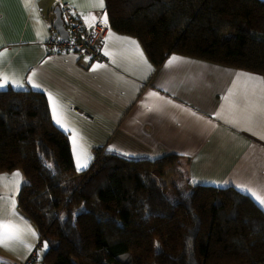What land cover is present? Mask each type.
Here are the masks:
<instances>
[{"label":"trees","instance_id":"obj_1","mask_svg":"<svg viewBox=\"0 0 264 264\" xmlns=\"http://www.w3.org/2000/svg\"><path fill=\"white\" fill-rule=\"evenodd\" d=\"M106 13L156 65L178 54L264 75L262 0H106ZM180 160L100 148L78 172L46 95L0 91V173H23L18 206L47 242L42 264H264L262 208L232 187L191 185Z\"/></svg>","mask_w":264,"mask_h":264},{"label":"crops","instance_id":"obj_2","mask_svg":"<svg viewBox=\"0 0 264 264\" xmlns=\"http://www.w3.org/2000/svg\"><path fill=\"white\" fill-rule=\"evenodd\" d=\"M60 1L0 0V72L22 80L23 90L37 91L28 83L31 77L41 85L39 92L47 101L50 93L62 105L92 157L85 170L100 148L127 160L174 154L181 157L179 168L193 186L232 187L245 194L236 187L240 185L264 198V120L259 116L264 108V75L178 54L156 65L138 38L109 23L113 35L109 31L106 35L102 53L109 55L104 54V62L91 63L75 51L51 53L46 44L55 33L56 15L51 10ZM67 2L80 12L87 27V19L94 16L95 24L106 12V0L103 10L92 6L94 0ZM123 38L138 43L147 65ZM173 56L177 60L169 65ZM96 64L104 67L93 71ZM249 75L258 79L248 81ZM6 88L14 89L11 84ZM233 101L238 104L235 124L229 113ZM249 106L257 109L252 121L246 119ZM74 163L77 170L75 158ZM17 172L21 174L18 192L11 179L0 181V217L10 218L9 198L14 200L18 213L14 222L34 229L38 239L25 232L24 244L31 249L19 243L10 248L0 245V264H23L39 250L38 229L18 206L23 173H0V177L11 178ZM38 260L36 264H42Z\"/></svg>","mask_w":264,"mask_h":264},{"label":"snow or ice","instance_id":"obj_3","mask_svg":"<svg viewBox=\"0 0 264 264\" xmlns=\"http://www.w3.org/2000/svg\"><path fill=\"white\" fill-rule=\"evenodd\" d=\"M92 6L103 10L105 8L104 0H94V3ZM93 20H95L94 16L91 17L90 19L86 20V22L89 24V27L95 26L92 23ZM100 23L105 28L108 27V17H107L106 12L103 15L102 19L100 20ZM108 34L110 37L113 35L111 33L110 29H109ZM123 43L134 46L135 52H136L139 60L143 64L147 65V60L143 56V52L139 48V45L136 41L131 40L130 38H123ZM105 44H107V41H105ZM104 54L106 56L109 55V53L107 51H105ZM88 59H90V58L86 57V60H88ZM175 60H177V58L175 56L171 57L168 61V64L171 65L172 62ZM103 67H104V65L96 64L93 66L92 70L96 71V70L101 69ZM35 75H36V73L32 74L33 77ZM256 79H258V78H255V77L250 76V75L247 76L248 81H253ZM28 83L31 85V87L33 89H35L37 91H43V89L41 88V85L39 83L34 82V80L31 77L28 78ZM261 83L264 84V80H261ZM9 84H11V86L17 90H23L25 88V84L22 80L14 79V78L10 77L9 75L0 72V91H6L7 90L6 86ZM244 87L247 90L248 85L245 84ZM151 95L155 96L156 94L152 93ZM48 101H49V105H50V109H51L52 119H53L55 125L58 128H60L65 134H67L69 137V140H70V143L72 146L73 155H74V158H75L76 164H77V171L85 170L88 167L89 163L91 162L92 157H91L90 153L87 151L86 147L84 146L83 136L79 133V131L77 129H75L71 125L69 118L67 116L66 110L63 109L62 105H60L59 102L50 93L48 94ZM237 108H238V104L235 101L230 103L229 113L233 117V119L231 121L233 124H235L237 122L236 118H235ZM246 112H247L246 119L249 121H252L257 116V109L255 107L249 106L246 109ZM259 116H260L261 120H264V108H261L259 110ZM217 118H220L219 113L217 114ZM110 151H115V149H110ZM8 179H11L13 181L14 188H15L16 192H18L19 188H20L21 174L19 172H17V173H14L11 178L0 177V181H6ZM236 187L238 189H240L241 191H243L245 193V195H248L250 198H252L254 200V202L257 203V206H264V198H262L260 195H258L257 192L252 191L249 188H241L240 185H236ZM2 199H3V197H0V200H2ZM9 202L11 204L10 218L4 219L3 217H0V245L4 246L6 248H10V246L12 244L19 243V244L24 245V246L28 247L29 249H31V247H32L31 245H25L24 244V240L22 238L23 234L25 232H27L32 237L37 238V239H38V235L34 229H31L30 227L26 228V229L21 228L17 223L14 222L13 218H17L18 213L15 212V201L11 200L9 198ZM262 210H264V209H262ZM44 248H45V250L47 249V242H45Z\"/></svg>","mask_w":264,"mask_h":264},{"label":"built area","instance_id":"obj_4","mask_svg":"<svg viewBox=\"0 0 264 264\" xmlns=\"http://www.w3.org/2000/svg\"><path fill=\"white\" fill-rule=\"evenodd\" d=\"M57 9L60 11L68 36L62 38L55 32L46 43L48 51L57 54L75 51L81 56L90 58L91 63L104 62L106 58L102 53V48L109 31V25L105 28L100 21H97L94 27H87L80 12L73 8L67 0H61L58 5L52 8L51 14H54ZM41 247L42 245L38 244L37 248ZM36 256V252H33L23 264H34L33 259Z\"/></svg>","mask_w":264,"mask_h":264},{"label":"water","instance_id":"obj_5","mask_svg":"<svg viewBox=\"0 0 264 264\" xmlns=\"http://www.w3.org/2000/svg\"><path fill=\"white\" fill-rule=\"evenodd\" d=\"M55 15H56V19L54 20V23H53V28L55 32L62 38H67L68 32L64 26V22H63L59 9L55 11Z\"/></svg>","mask_w":264,"mask_h":264},{"label":"rangeland","instance_id":"obj_6","mask_svg":"<svg viewBox=\"0 0 264 264\" xmlns=\"http://www.w3.org/2000/svg\"><path fill=\"white\" fill-rule=\"evenodd\" d=\"M108 17V16H107ZM176 170H168V173H167V177H166V180L168 181V183L170 184L172 180H175L177 178V175H176ZM186 181L189 183L188 179H186ZM40 244V242L38 243ZM39 250V257H40V262L42 261L43 259V256H44V252H46L45 248L44 247H41V248H37ZM33 254V253H32ZM31 254V255H32ZM35 264V262H33Z\"/></svg>","mask_w":264,"mask_h":264}]
</instances>
